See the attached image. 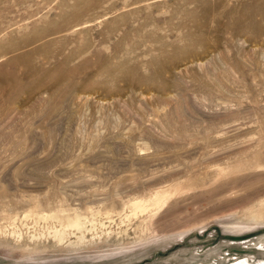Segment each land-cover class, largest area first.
I'll return each instance as SVG.
<instances>
[{
	"label": "rangeland",
	"instance_id": "rangeland-1",
	"mask_svg": "<svg viewBox=\"0 0 264 264\" xmlns=\"http://www.w3.org/2000/svg\"><path fill=\"white\" fill-rule=\"evenodd\" d=\"M0 264H264V0H0Z\"/></svg>",
	"mask_w": 264,
	"mask_h": 264
},
{
	"label": "bare ground",
	"instance_id": "bare-ground-1",
	"mask_svg": "<svg viewBox=\"0 0 264 264\" xmlns=\"http://www.w3.org/2000/svg\"><path fill=\"white\" fill-rule=\"evenodd\" d=\"M29 72H30V71L28 70V73H29ZM14 76H15V75H14ZM18 76H20V74H18ZM33 76H34V75H33ZM33 76H32V77H33ZM9 77H10V79H12L11 76H9ZM21 77H22V76H21ZM32 77H31V78H32ZM8 79H9V78H8ZM21 79H22V78H21ZM6 80H7V79H6ZM12 80H13V79H12ZM10 81H11V80H10ZM13 81H14V80H13ZM11 83H12V82H10V84H11ZM12 84H13V83H12ZM18 84H19V83H18ZM3 92H4V91H3Z\"/></svg>",
	"mask_w": 264,
	"mask_h": 264
}]
</instances>
